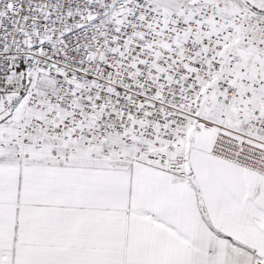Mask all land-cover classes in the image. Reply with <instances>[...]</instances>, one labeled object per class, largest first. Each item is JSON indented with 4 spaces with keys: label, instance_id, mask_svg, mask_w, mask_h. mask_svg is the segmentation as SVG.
<instances>
[{
    "label": "snow or ice",
    "instance_id": "obj_1",
    "mask_svg": "<svg viewBox=\"0 0 264 264\" xmlns=\"http://www.w3.org/2000/svg\"><path fill=\"white\" fill-rule=\"evenodd\" d=\"M0 264H264V0H0Z\"/></svg>",
    "mask_w": 264,
    "mask_h": 264
}]
</instances>
